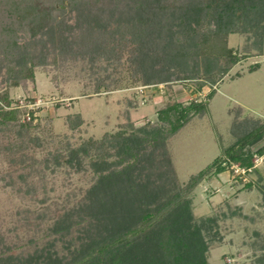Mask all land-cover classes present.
<instances>
[{
    "label": "rangeland",
    "instance_id": "rangeland-1",
    "mask_svg": "<svg viewBox=\"0 0 264 264\" xmlns=\"http://www.w3.org/2000/svg\"><path fill=\"white\" fill-rule=\"evenodd\" d=\"M24 1L49 7L54 20L52 27L59 22L63 27L55 29L53 40L45 36L37 42L29 38L25 28L15 24L16 20L2 19L18 30L19 41H34L31 52L44 48L47 56L44 63L35 67L34 79H8L5 66L0 70V97L7 93L12 100L9 106L4 101L1 105L5 110L20 111L17 125L9 130L0 125V249L9 246L15 255L31 257L33 264H45L49 255L71 263L75 259L73 252L89 239L83 229L86 222L66 231L67 220L60 232L55 230L58 215L72 209L75 213L80 206L82 218H89L86 211L92 204L87 196L102 175H109L105 178L112 184L114 193L116 189L118 197L126 199L130 194L132 199L130 186L127 191L119 184L122 165L113 164L121 159L122 153L118 154L111 144L101 149L83 147L88 140L99 141L107 134L126 137L135 134L140 140L150 129L170 128L167 122L160 121L159 110L176 103L187 106L194 101H206L205 113L194 116L167 142L177 182L183 186L238 139L234 134L235 127L238 128L235 125L264 123V34L249 30L219 35L239 55L240 61L224 78L218 79L214 74L212 78L217 83L207 80L208 74H204L212 66L205 68L204 58L210 56L194 58L192 51L188 59L182 53H174L170 61L173 73L166 77L168 81L146 84V74L142 72L146 60L142 59L139 64L133 58L134 48L141 44L139 35L143 27L134 15L121 14L112 8L111 19L100 12L91 20L87 11L80 12L76 6L83 7L92 0H21V3ZM223 1L232 0L198 1L199 6L207 7L201 12L208 13L209 17L200 19L203 29L221 21L217 12ZM187 3L182 10L178 9V15V11L170 15L172 30L177 32L168 37L172 36L171 40L178 45H186V25L196 20L191 12L196 6L194 0ZM235 13L238 17L240 11L228 15L232 17ZM144 15L150 16L151 12ZM97 23L103 32L116 31L113 52L104 54L100 48L91 49ZM259 25L263 27L264 16ZM87 28L93 32L87 33ZM60 33L68 35L63 43ZM164 33H161L162 45L167 46ZM2 49L0 45V58ZM156 61L157 67L165 63L162 59ZM138 64L143 68L137 71ZM185 73L194 77L181 79L179 75ZM210 93L213 95L208 99ZM33 117L29 133L22 136L23 132L17 131L19 124H27ZM21 140V150L5 148ZM261 147H264V138L250 146L252 169L246 171L233 164L202 181L189 196L195 220H206L203 233L209 245V264H256L257 259L264 258V153L256 152ZM74 149L75 155H71ZM21 152L26 155V162L18 161ZM57 153L63 156L59 165L54 159ZM69 156L74 159L72 163L65 160ZM113 174L116 177L112 178ZM75 219L80 218L74 215L72 220Z\"/></svg>",
    "mask_w": 264,
    "mask_h": 264
},
{
    "label": "trees",
    "instance_id": "trees-1",
    "mask_svg": "<svg viewBox=\"0 0 264 264\" xmlns=\"http://www.w3.org/2000/svg\"><path fill=\"white\" fill-rule=\"evenodd\" d=\"M198 1L200 0H194L196 6L191 10L194 12L193 15H196V20L193 24L188 19L186 32L184 31L186 33V45H178L171 40L172 36L170 38L168 36L170 34L175 36L174 33L177 32L172 30L171 13L178 11L176 13L178 15L179 10H182L190 0H166L164 3L162 0L161 5L160 0H92L83 4V7H76L78 11L80 9V12L87 11L91 20L94 19L92 16H98L100 12L104 13L103 16L106 19H111L114 12L111 9L115 8L121 14L134 15L137 23H142L143 27H140L141 34L139 35L141 44L134 48L133 58L134 63H141L142 59L146 60L145 69L142 70L146 74V84L168 81L166 77L173 73V66L170 61L174 58V53H182L183 57L188 59L192 51L196 56L194 58L201 55L210 56L204 58L206 59L204 60L205 68L212 64L204 74H208L207 80L217 83V80L212 78L214 74L218 75V79H222L240 61L239 55L227 46V43L223 41L224 38L219 35L249 32V30L255 34L263 35L264 25L261 27L259 21L264 16V0H232L230 3L223 1L217 12L221 21L217 18V23L212 27L208 26V29H203L199 25L200 19L206 20L208 13L201 12L204 5L203 7L199 6ZM24 2L21 3V0H0V45L3 47L0 70L2 66H5L8 79L15 78L18 81L34 79L35 67L44 63L47 55L43 52L44 48L35 51V53L31 52V47L35 46V43H32L34 41H19L16 37L19 33L18 30H15L11 23H3L2 19L16 20L15 24L25 28L29 38L37 39V42H39L40 37L45 36L53 40L55 29L63 27L60 22L55 23L52 27L54 20L51 17L49 7H44V4L40 6L34 2L30 4ZM204 4L208 6L207 3L204 2ZM204 8L207 9V7ZM237 10L240 11L238 17H236V13L232 17L228 15L229 12ZM148 11L151 12V15L145 16L144 14ZM108 12L111 14L109 15ZM200 13L202 14L200 15ZM118 26L123 27L124 25ZM95 27L97 34L94 33V40H92L94 46L92 45L91 49L100 48V53L103 50L104 54L108 51L113 52L116 47L114 37L116 31L103 32L98 23ZM124 29H129V27ZM91 31L93 32L87 28V33ZM164 31L167 46L162 45L161 33ZM61 33L59 37L60 42L63 43L68 35L65 36ZM136 35L137 33H135ZM151 52H153L152 60ZM159 59L164 60L165 63L157 67L158 61L156 60ZM142 63L144 65V61ZM139 64L137 71L141 67ZM195 64L198 68V62ZM257 66H254L252 70ZM189 71L193 72L192 69ZM198 72L199 69H196V73ZM179 77L190 79L194 75L185 73ZM212 95L213 93H210L208 99ZM0 99V125L9 130L13 125H17L20 111L18 109L5 110L1 105V101L6 102L8 106L12 103L7 93ZM207 105L206 101H194L187 106L176 103L159 110L160 121L167 122L170 128L167 130L163 128L150 129L140 140L134 137L135 134L131 137L130 135L126 137L120 134H107L99 141L88 140L84 143L83 147L94 146L98 149L108 148V144H111V148L116 149L118 154L122 153L121 159L113 164H115L114 166L122 165L119 172L121 174L118 177L120 179L119 184L127 191L130 186L133 197L132 199L129 198L130 194L126 195V199L121 196L118 197L116 189L114 193L112 184L106 180L109 175H102V181H98L99 183L89 191L87 196L89 203L92 204L88 206L86 211L90 220L89 218H82L84 216L83 209L79 206L75 213L72 209L63 215H58V222L55 225V230L61 232L67 220L66 231L69 229L68 227L81 226L83 222H86L83 229L87 232L86 235L89 239L81 242L80 248L73 252L75 259L71 263L49 255L44 261L45 264H209L207 255L209 245L203 233L206 220L203 222L195 220L189 196L202 181L226 171L233 164H238L246 171L252 169L254 162L252 161L253 151L250 146L264 138V123L247 122V124L235 125L238 128L235 127L234 134L238 139L223 149L221 155L205 169L196 175H192L189 182L182 186L177 182L167 142L183 129L194 116L204 114ZM69 118L73 119L74 117L69 116ZM33 119L34 117L27 124H19L18 133L23 132L22 136L28 134L33 125ZM32 140L34 141V139ZM22 143L23 140L17 141L5 146V148L19 151ZM73 152L71 155H75L76 149ZM256 152L264 153V147L257 149ZM62 157L61 153L55 154V164L59 165ZM19 160L20 162L27 161L23 152L20 153ZM65 160L67 163H72L74 159L69 156ZM107 168L110 166L108 165ZM113 177H116L115 174L112 175ZM108 204H112L109 209L105 208V205ZM74 215L80 219L72 220ZM103 228L104 232L102 233L101 229ZM92 235L94 236L92 237ZM1 241L2 236H0ZM32 260L29 256L15 255L9 246H3L0 249V264H33ZM256 264H264V258L257 259Z\"/></svg>",
    "mask_w": 264,
    "mask_h": 264
}]
</instances>
